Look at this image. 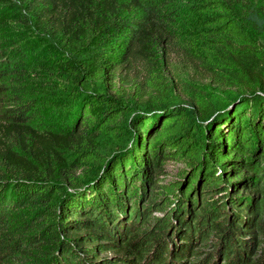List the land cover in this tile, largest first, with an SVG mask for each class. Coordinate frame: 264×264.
Instances as JSON below:
<instances>
[{"label": "trees", "instance_id": "trees-1", "mask_svg": "<svg viewBox=\"0 0 264 264\" xmlns=\"http://www.w3.org/2000/svg\"><path fill=\"white\" fill-rule=\"evenodd\" d=\"M263 23L241 0H0V264H264ZM172 56L225 90L173 91ZM49 64L69 122L40 130L23 79Z\"/></svg>", "mask_w": 264, "mask_h": 264}, {"label": "rangeland", "instance_id": "rangeland-1", "mask_svg": "<svg viewBox=\"0 0 264 264\" xmlns=\"http://www.w3.org/2000/svg\"><path fill=\"white\" fill-rule=\"evenodd\" d=\"M241 2L250 7H260L264 12V0H241ZM181 11L183 13L176 18L174 24V29L179 36L181 34H187L192 28L190 11L185 7L181 8ZM253 35L260 44L264 45V23L262 29L258 32H253ZM110 45V43L107 45V51L110 50ZM36 58L42 59L44 63L47 64L45 51L39 52ZM36 58H34V60H36ZM37 64V62H34V66ZM160 67L168 75L173 91H176L178 85L183 87V90L187 91L189 94H193L191 89L196 91L198 85L203 86L206 90L210 91L223 92L225 90L223 87L213 85L207 80L202 79L196 69L192 68L187 62L179 57L172 56L166 65L163 60H160ZM39 73V77L34 76L31 72L30 76L23 79V82L29 88H27L26 94L22 97H31L35 104H37L32 110L33 117L31 124L40 130H54L55 128L64 126L69 122V115L65 110V105L68 101L65 96V90H57V88H59L58 85L68 87L71 84V81L62 68L52 64H49V69L39 70ZM9 97L10 95H8L7 91L3 93V98L0 96V109L1 106L10 101ZM182 167V162H167L165 164L163 175L161 176L162 182L168 183L176 179L178 177L177 174ZM158 214V212L154 213V215ZM112 255V251L102 252L101 254V256L107 257H112Z\"/></svg>", "mask_w": 264, "mask_h": 264}]
</instances>
